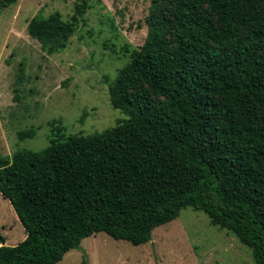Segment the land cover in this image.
Masks as SVG:
<instances>
[{
	"label": "trees",
	"instance_id": "16d2710c",
	"mask_svg": "<svg viewBox=\"0 0 264 264\" xmlns=\"http://www.w3.org/2000/svg\"><path fill=\"white\" fill-rule=\"evenodd\" d=\"M88 6L36 15L29 32L64 48ZM147 23L109 85L125 120L0 151V193L26 232L15 245L0 232V264H56L100 231L142 244L188 206L264 264V0H152Z\"/></svg>",
	"mask_w": 264,
	"mask_h": 264
},
{
	"label": "rangeland",
	"instance_id": "374dc122",
	"mask_svg": "<svg viewBox=\"0 0 264 264\" xmlns=\"http://www.w3.org/2000/svg\"><path fill=\"white\" fill-rule=\"evenodd\" d=\"M83 0H17L0 14V151L12 157L41 149L52 138L90 135L127 118L109 85L129 60L128 48L149 34L152 0H87L89 6L64 48L50 51L29 32L36 15L68 20ZM60 128V129H59ZM33 131L20 137V131ZM4 244L26 237L12 204L0 193ZM3 243L0 242V246ZM254 264L251 248L209 215L185 207L174 220L135 245L100 231L85 237L56 264Z\"/></svg>",
	"mask_w": 264,
	"mask_h": 264
},
{
	"label": "crops",
	"instance_id": "0c3cea01",
	"mask_svg": "<svg viewBox=\"0 0 264 264\" xmlns=\"http://www.w3.org/2000/svg\"><path fill=\"white\" fill-rule=\"evenodd\" d=\"M7 199V198H6Z\"/></svg>",
	"mask_w": 264,
	"mask_h": 264
}]
</instances>
